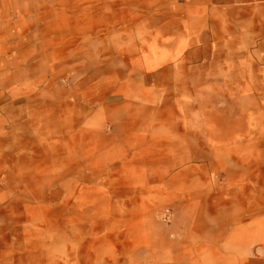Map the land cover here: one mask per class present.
<instances>
[{
	"label": "rangeland",
	"instance_id": "rangeland-1",
	"mask_svg": "<svg viewBox=\"0 0 264 264\" xmlns=\"http://www.w3.org/2000/svg\"><path fill=\"white\" fill-rule=\"evenodd\" d=\"M131 5L0 0V264H194L195 248L200 264H264V145L249 158L253 214L233 220L247 204L235 146L257 130L264 82L242 89V121L224 122L250 132L211 187V88L157 66L155 26L134 24L145 13ZM222 85L224 117L236 103Z\"/></svg>",
	"mask_w": 264,
	"mask_h": 264
},
{
	"label": "crops",
	"instance_id": "crops-1",
	"mask_svg": "<svg viewBox=\"0 0 264 264\" xmlns=\"http://www.w3.org/2000/svg\"><path fill=\"white\" fill-rule=\"evenodd\" d=\"M131 1L136 0H114L124 9L132 7ZM259 1L264 2L137 0V9L145 14L133 23L155 26L148 39L159 42L158 54L166 58L157 59V66L175 62L180 72L187 73V87L192 89L219 88L225 74L222 87L238 90L233 101L239 105L242 89L258 87L260 78L264 82L260 75L264 72V4ZM122 17L124 24L134 19L130 13ZM170 67L173 71L174 65ZM219 112L218 118L226 120L227 114L223 117ZM222 131L227 135L226 128Z\"/></svg>",
	"mask_w": 264,
	"mask_h": 264
},
{
	"label": "bare ground",
	"instance_id": "bare-ground-1",
	"mask_svg": "<svg viewBox=\"0 0 264 264\" xmlns=\"http://www.w3.org/2000/svg\"><path fill=\"white\" fill-rule=\"evenodd\" d=\"M216 92L217 90H215L214 88H211V93H209V95L207 96V102L209 105L208 118H209L210 130H209V138H208V141L205 147L206 155L203 156L207 159V161L211 159L212 160L216 159L217 167H211V170H209V173L211 174L210 175L211 187H213L215 183H218L220 180H224L222 178L224 175L230 174V172H228L229 169L227 168L226 164L223 161L224 157L222 155V153L223 154L229 153L228 150L230 149L231 146H228V144L232 141L236 142V140L238 139V136L247 135V133L250 132L248 129H247L248 131L247 130L244 131L241 126H237L234 137L226 135V133L222 131L224 128L221 131L220 130L217 131L219 128L224 127V122L228 123L230 120L232 121V123L235 121L236 124H239V119L235 117V110H236V107L239 105L236 103L233 106L234 111L231 110L230 112H228L226 120H221L220 118H218V114L216 113L217 109L214 106L216 99H217ZM237 92L238 91H233L231 88H229L228 90L229 94L235 95ZM234 100L235 102L237 101L236 98H234ZM263 116H264V113L258 118L257 130L255 133L253 131V136L250 137L248 141L244 142L245 144H243L239 148L235 146V152L237 156V159L235 161H236V164H238L237 165L238 168L235 170V172L236 174L240 173L239 178H240V190L241 191H240L239 197H241L243 201L245 199L247 203L243 205L242 212L237 214V216L233 219L240 223L245 221L244 218H246L247 215L252 216L253 214V208H252V204H250V200L253 196V195L251 196V193L256 192V188L253 185L255 184L254 179H257L258 174H255L254 171L248 174L251 165L254 164L253 163L254 160H250L249 158L252 157L251 152L255 156L254 151H257V150L260 151L259 149L260 146L264 145V117ZM212 170L215 171V175L211 173ZM194 183L195 184L197 183V179L194 180ZM225 190L226 189H224L223 191ZM220 192L222 193V190H220ZM191 196H192L191 209H192L193 215H195L198 212L197 209L199 206V196H200L199 191L196 186H194L193 193ZM195 218L196 219L193 220V228L195 230V233L197 232L198 234L200 231L199 230L200 226H199V223H197V216ZM197 234H195V236ZM198 252H199V249L195 248L193 252L194 254L193 263L194 264H200V261L198 260ZM219 264H222V262L219 261Z\"/></svg>",
	"mask_w": 264,
	"mask_h": 264
}]
</instances>
